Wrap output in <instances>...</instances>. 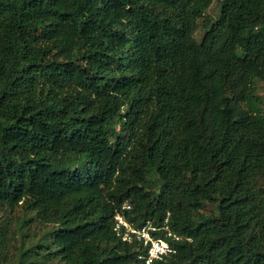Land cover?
I'll return each instance as SVG.
<instances>
[{
  "label": "trees",
  "instance_id": "trees-1",
  "mask_svg": "<svg viewBox=\"0 0 264 264\" xmlns=\"http://www.w3.org/2000/svg\"><path fill=\"white\" fill-rule=\"evenodd\" d=\"M259 83L264 0H0V264H264Z\"/></svg>",
  "mask_w": 264,
  "mask_h": 264
},
{
  "label": "built area",
  "instance_id": "built-area-1",
  "mask_svg": "<svg viewBox=\"0 0 264 264\" xmlns=\"http://www.w3.org/2000/svg\"><path fill=\"white\" fill-rule=\"evenodd\" d=\"M123 208L129 210L130 207L125 205ZM114 221V232L117 237L126 243H132L135 238L141 247L137 256L138 264H158L176 254V249L169 243L151 236L150 233L156 231L152 226L148 225L140 230H135L122 215H116ZM167 223L166 219L162 228L165 236L173 241H180L181 237L171 232Z\"/></svg>",
  "mask_w": 264,
  "mask_h": 264
},
{
  "label": "rangeland",
  "instance_id": "rangeland-1",
  "mask_svg": "<svg viewBox=\"0 0 264 264\" xmlns=\"http://www.w3.org/2000/svg\"><path fill=\"white\" fill-rule=\"evenodd\" d=\"M207 14L210 15L213 19L215 17H217V14H218L217 7L215 5H213L207 11ZM197 25L198 26H197V30L195 33V39L197 41H200L201 37L203 35L202 20H199ZM256 92H257V95L259 97V100L261 102L262 107H264V87L262 84L259 83L257 85ZM209 211H211V208H210V206H207L204 212L208 213ZM20 216H21V213L19 211L14 212V214H12V216H8L7 213H5V211L0 210V225H3L5 228H8V229H14V224H13L12 219H15V218L20 217ZM9 253H10V255H12V253H13L12 248H10Z\"/></svg>",
  "mask_w": 264,
  "mask_h": 264
}]
</instances>
